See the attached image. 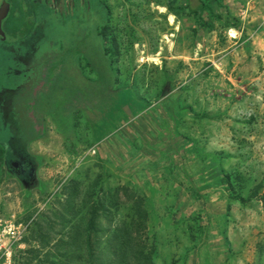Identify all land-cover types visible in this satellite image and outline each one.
<instances>
[{"label": "rangeland", "instance_id": "374dc122", "mask_svg": "<svg viewBox=\"0 0 264 264\" xmlns=\"http://www.w3.org/2000/svg\"><path fill=\"white\" fill-rule=\"evenodd\" d=\"M9 1L0 89L25 92L0 146L26 172L0 150V264H115L120 228L140 264H264V0L197 16L188 6L203 0H90L91 12L69 15ZM102 28L110 105L79 111L78 140H55L38 161L28 140L54 95L37 91L48 83L39 60L58 62L60 44L90 47ZM29 46L37 70L18 73Z\"/></svg>", "mask_w": 264, "mask_h": 264}, {"label": "crops", "instance_id": "0c3cea01", "mask_svg": "<svg viewBox=\"0 0 264 264\" xmlns=\"http://www.w3.org/2000/svg\"><path fill=\"white\" fill-rule=\"evenodd\" d=\"M4 1H7L11 4L12 10L13 4L9 0H1L0 5ZM23 1L25 3L31 2V0ZM44 1L48 3V6H50L51 10L54 11L56 15H69L74 12V10H78V12H80L79 10H82L86 13L92 11L90 0H33L32 2L33 4L38 6L41 5ZM19 4L21 3H18L17 5ZM72 17L73 16H71V18ZM6 30L8 32L12 31L11 28H9V30ZM18 32L19 31L16 30L15 35L13 34V37H11V40L14 43L15 41L17 42V40H19L20 38ZM7 41L8 38L7 40L0 39V42L4 44ZM87 41L88 40H84V42L81 41L82 44L77 46L60 44L59 49H52L51 54H54L53 59H58V62L51 63V61L53 60L49 58H47L45 61L39 60L40 64L38 66L42 65L43 68L45 65L48 70V83L43 87H39L37 91L43 94L45 97L47 96V94H50L52 92L54 93V95L49 101V113H47L46 110L45 113L42 110L39 111V119L37 120H41L42 122L41 125L39 124L40 126L35 125L37 131L36 135L38 134V137L35 135V137H32L28 140L29 144H32V149H35V147L33 146L36 145L39 150V153L37 155H32L33 157L37 158L38 161H40L42 156L45 158L55 156L51 151L53 150V146L50 145L55 140H60L61 143L63 142V145L68 141L73 142V140H78L77 138L79 135L80 127L77 114L79 111L87 112L91 109H98L100 112H102L105 108V105H110V89L108 86L110 82L111 70L109 55H107L106 53L105 37L100 35V33H97V36H94L90 47ZM237 42L238 41H235V43ZM37 48L38 46H29V49L25 51L27 58L25 57V55H23V57L18 56L19 62L14 60L13 64L18 66L19 69L23 66V69L19 72L15 71L14 68H12L14 73H23L25 70L29 73V71L34 72L37 70L38 66H31V64L34 63V60L31 59L30 62L28 60L38 52ZM8 50L9 53H14L11 51L10 46L8 47ZM60 54L61 56H57ZM239 54L243 56V58L245 57L244 53L239 52ZM98 56H100V59H96V57ZM41 69H39L38 71H42ZM105 90L107 96H105ZM22 92H25L24 88L11 89L8 87H4L0 89V123L1 126L3 125L1 128L4 131L12 130L10 128L11 121L9 119L11 117L12 111H15L17 108L18 104L15 103L16 101H18L17 99H19V95ZM31 107L32 105H29L30 111L32 109ZM3 116L5 119L3 122L4 124L2 123ZM85 121V124H90L92 128L100 129L99 127H95L97 122L91 124L88 120ZM108 135H111L110 131L108 132ZM10 139L8 141L10 144H8L11 146V148H14L11 145L12 142H10ZM13 140H15V142H18L19 147L22 146L23 148V143H21V140ZM108 140L110 141V138H108ZM23 149H26V145ZM0 150L2 155H4L5 162L8 163V160L5 156V146H0ZM15 159L19 161L20 165L24 166L22 163L25 162L18 160L16 157ZM200 183L201 182H199V184ZM232 211L234 212L235 210H233L232 208Z\"/></svg>", "mask_w": 264, "mask_h": 264}, {"label": "trees", "instance_id": "16d2710c", "mask_svg": "<svg viewBox=\"0 0 264 264\" xmlns=\"http://www.w3.org/2000/svg\"><path fill=\"white\" fill-rule=\"evenodd\" d=\"M219 1L220 0H203L202 3L198 5V7H192L191 5L188 6L189 12L194 13L197 16V15H199V13L201 14L205 9L213 11V6L215 4H217ZM100 35L104 36L105 38L107 36L106 32L103 31V28H102ZM110 52L112 54V48H107L106 53H107V55H109V62H110V67H111L112 60L110 58V55H111ZM167 126H168V123L165 122L163 127L167 129ZM226 180L229 183L228 177L225 179V181ZM230 189L232 190L231 185H230ZM231 195L232 196H230V197H234L233 194H231ZM237 199L243 200V198H237ZM123 230H121V228L118 229V232L115 235V237L117 238V242H118L119 238L121 239L120 245L122 248H121V251L119 252V254L118 253L116 254V258L114 260L115 261L114 263L115 264H132V263L137 264L135 261H138V264H140L139 258H141L143 256L144 252L139 246L138 247L140 249H135L133 247V245L128 244L129 240L126 239V233ZM118 244H119V242H118ZM121 254H122V256H121ZM134 258L138 259V260H134ZM132 259H133V262H132ZM149 261H150V258H149Z\"/></svg>", "mask_w": 264, "mask_h": 264}, {"label": "water", "instance_id": "95a60500", "mask_svg": "<svg viewBox=\"0 0 264 264\" xmlns=\"http://www.w3.org/2000/svg\"><path fill=\"white\" fill-rule=\"evenodd\" d=\"M11 10V4L7 1H4L0 6V37L3 40L6 39V34L2 28L3 21L8 17Z\"/></svg>", "mask_w": 264, "mask_h": 264}, {"label": "flooded vegetation", "instance_id": "af4514ba", "mask_svg": "<svg viewBox=\"0 0 264 264\" xmlns=\"http://www.w3.org/2000/svg\"><path fill=\"white\" fill-rule=\"evenodd\" d=\"M4 21H3V24H2V28H3V30H4V32L6 34V39L5 40H7V38H8V36H7L8 31L6 30V27H4ZM0 39H2V37H0ZM16 161H17L16 159H12V160L8 161V164H10V166H11L10 168H12V170H14V172H16L17 174H19V176H23L24 177L26 170L24 171L25 168L22 167V165H20L19 161H17L18 163Z\"/></svg>", "mask_w": 264, "mask_h": 264}, {"label": "bare ground", "instance_id": "6f19581e", "mask_svg": "<svg viewBox=\"0 0 264 264\" xmlns=\"http://www.w3.org/2000/svg\"><path fill=\"white\" fill-rule=\"evenodd\" d=\"M166 12H167V11H166ZM169 19H170V21H171V24L174 25V22H175L174 16L172 15L171 18H169Z\"/></svg>", "mask_w": 264, "mask_h": 264}]
</instances>
